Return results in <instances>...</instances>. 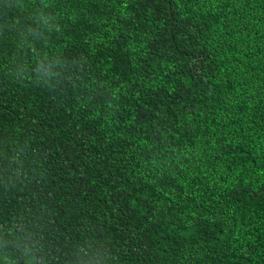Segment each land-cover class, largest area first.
<instances>
[{
	"label": "trees",
	"instance_id": "1",
	"mask_svg": "<svg viewBox=\"0 0 264 264\" xmlns=\"http://www.w3.org/2000/svg\"><path fill=\"white\" fill-rule=\"evenodd\" d=\"M0 264H264V0H0Z\"/></svg>",
	"mask_w": 264,
	"mask_h": 264
}]
</instances>
